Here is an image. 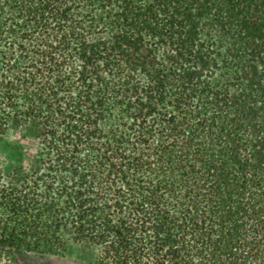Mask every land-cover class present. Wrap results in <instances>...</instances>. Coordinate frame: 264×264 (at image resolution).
I'll list each match as a JSON object with an SVG mask.
<instances>
[{
    "label": "trees",
    "instance_id": "1",
    "mask_svg": "<svg viewBox=\"0 0 264 264\" xmlns=\"http://www.w3.org/2000/svg\"><path fill=\"white\" fill-rule=\"evenodd\" d=\"M0 260L264 264V0H0Z\"/></svg>",
    "mask_w": 264,
    "mask_h": 264
},
{
    "label": "rangeland",
    "instance_id": "2",
    "mask_svg": "<svg viewBox=\"0 0 264 264\" xmlns=\"http://www.w3.org/2000/svg\"><path fill=\"white\" fill-rule=\"evenodd\" d=\"M33 140L30 136L17 138L9 134L0 138V168L4 176L9 177L15 167L16 148L29 145ZM0 264H95L94 255L79 247H73L63 255H48L18 252L14 258L4 257Z\"/></svg>",
    "mask_w": 264,
    "mask_h": 264
}]
</instances>
